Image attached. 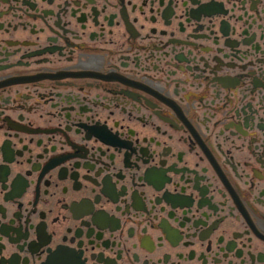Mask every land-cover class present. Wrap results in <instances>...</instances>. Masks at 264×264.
I'll return each instance as SVG.
<instances>
[{"label": "flooded vegetation", "instance_id": "obj_1", "mask_svg": "<svg viewBox=\"0 0 264 264\" xmlns=\"http://www.w3.org/2000/svg\"><path fill=\"white\" fill-rule=\"evenodd\" d=\"M0 264H264V0H0Z\"/></svg>", "mask_w": 264, "mask_h": 264}]
</instances>
